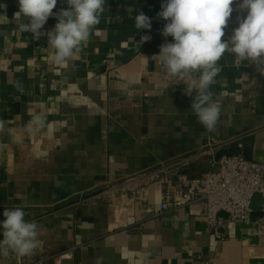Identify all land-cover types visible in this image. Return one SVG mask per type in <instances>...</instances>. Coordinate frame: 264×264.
<instances>
[{"label":"crops","instance_id":"crops-1","mask_svg":"<svg viewBox=\"0 0 264 264\" xmlns=\"http://www.w3.org/2000/svg\"><path fill=\"white\" fill-rule=\"evenodd\" d=\"M162 2L106 0L89 41L60 66L46 36L33 40L19 31L26 20L13 16L18 0H0L7 4L0 17V119L11 129L0 132V221L6 208L20 206L26 221L41 226L31 255L0 252V264H264V205L252 224L211 227L176 182L129 181L183 156H195L185 174L204 176L215 168L213 154L237 137L251 139L253 160L264 162V76L226 52L210 89L221 115L216 131L206 132L186 84L152 60L172 42L161 34ZM61 8L64 0L53 11ZM140 11L151 18L150 30H136ZM243 15L233 11L222 39ZM56 23L52 16L42 30ZM143 35L151 39L139 45ZM128 81L130 95L114 87ZM40 113L45 129L29 134L28 121ZM163 201L169 208L158 214Z\"/></svg>","mask_w":264,"mask_h":264},{"label":"clouds","instance_id":"clouds-1","mask_svg":"<svg viewBox=\"0 0 264 264\" xmlns=\"http://www.w3.org/2000/svg\"><path fill=\"white\" fill-rule=\"evenodd\" d=\"M58 0H18L19 10L13 14L26 22L18 24L21 32L31 33L33 40L47 37V44L54 50L52 62L66 66L81 52L95 28L100 23L106 0H64L67 8H56ZM235 5V9L233 8ZM0 17H7L6 3H0ZM246 13L238 16V26L225 39V29L233 11ZM57 20L52 30H42L50 17ZM159 18L166 21L162 29L165 42L159 52L152 56L162 70L175 82H184V95L191 97V109L206 132L214 133L221 115L220 105L214 101L210 90L221 72L218 61L227 52L234 54L237 63L249 61L250 66L264 76V0H163ZM151 18L140 11L135 16L136 30H150ZM151 39L143 35L138 44ZM134 81L114 86L124 94H131ZM18 91L23 86L16 82ZM0 119V132L6 129ZM46 127L43 113L35 114L26 125L29 134H37ZM4 220L0 221V252L19 256L33 253L39 244L40 225L24 219L22 207L6 208Z\"/></svg>","mask_w":264,"mask_h":264},{"label":"built area","instance_id":"built-area-1","mask_svg":"<svg viewBox=\"0 0 264 264\" xmlns=\"http://www.w3.org/2000/svg\"><path fill=\"white\" fill-rule=\"evenodd\" d=\"M214 156L212 164L215 168L201 177L184 173V168L195 156H183L161 162L148 171L132 176L129 181L141 178L144 185L159 182L164 186L176 182L187 201L200 206L201 216L211 227L233 222L254 223L251 200L257 192L264 195V162L234 156L223 157L215 163ZM168 208L167 201L160 202L157 213Z\"/></svg>","mask_w":264,"mask_h":264},{"label":"water","instance_id":"water-1","mask_svg":"<svg viewBox=\"0 0 264 264\" xmlns=\"http://www.w3.org/2000/svg\"><path fill=\"white\" fill-rule=\"evenodd\" d=\"M243 156L247 160H253V141L245 137H237L221 146L215 156L214 161L218 163L223 157ZM264 205L263 194L257 192L251 200V209L254 216H262L259 207ZM223 216L227 214L222 213Z\"/></svg>","mask_w":264,"mask_h":264}]
</instances>
